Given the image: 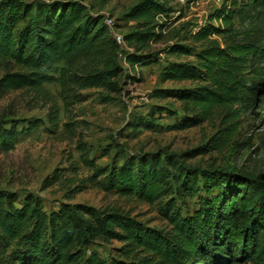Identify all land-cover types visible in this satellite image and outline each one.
Listing matches in <instances>:
<instances>
[{
    "label": "trees",
    "instance_id": "16d2710c",
    "mask_svg": "<svg viewBox=\"0 0 264 264\" xmlns=\"http://www.w3.org/2000/svg\"><path fill=\"white\" fill-rule=\"evenodd\" d=\"M174 1L135 4L126 14L136 23L123 36L124 48L102 18L79 1L0 0V99L18 89L38 90L46 82L59 83L68 104L83 100L82 89L121 92V55L132 67L158 59L152 45L163 37ZM164 52L194 60L169 61L160 73L162 82L198 83L155 90L154 96L182 104L185 116L175 128L220 118L214 143L185 155L221 150L243 120L264 111V0H225L207 22ZM48 115L56 132L59 108ZM146 123L135 120L130 129ZM41 125V118H1L0 153L13 150ZM178 157L146 153L109 169L87 156L93 172L76 188L94 185L157 203L167 229L119 208L83 202H61L47 210L32 193L20 197L0 188V264H264V178L231 167H187ZM59 178L58 173L47 176L44 187ZM189 198L196 199L192 209ZM114 240L121 246L109 259L92 248Z\"/></svg>",
    "mask_w": 264,
    "mask_h": 264
},
{
    "label": "rangeland",
    "instance_id": "374dc122",
    "mask_svg": "<svg viewBox=\"0 0 264 264\" xmlns=\"http://www.w3.org/2000/svg\"><path fill=\"white\" fill-rule=\"evenodd\" d=\"M28 2L53 0H24ZM79 1L87 12L100 16L111 34L124 36L135 25L126 14L141 0H61ZM225 0H186L171 5L172 17L161 40L152 45L158 59L149 65L132 67L121 55L124 68L121 92L110 93L100 88L78 91L82 101L66 103L59 83L46 82L38 89L24 88L11 91L0 99V119L35 117L43 125L24 137L8 153H0V188L14 191L20 197L28 193L39 197L45 209L57 208L61 202H83L96 207H113L129 212L138 220L158 229H167L169 224L159 211V204H149L136 197L121 196L114 191H105L89 185L77 190L78 184L93 172L86 162L88 156L99 166L111 168L121 165L129 158L146 153L174 154L180 163L192 168L231 167L242 174L264 178V111L257 109L243 120L238 130L221 150L189 157L186 152L214 143L218 134L220 118L213 117L201 125L186 129L175 128L185 116L182 104L174 97H156V89L194 87V81L162 82L160 73L169 61L194 60V57H177L164 52L165 48L182 39L189 31L196 30L208 20V16ZM160 21L166 15L159 16ZM190 41H187L189 43ZM127 48L126 43L122 45ZM63 62L55 65L60 67ZM54 67V68H55ZM54 73V69L51 71ZM58 76V73L55 72ZM129 75L126 76V75ZM136 76V79L131 76ZM1 76V73H0ZM52 108H59L58 130L48 121ZM135 120L147 123L137 131L130 129ZM149 121L152 124H149ZM69 123L72 126H66ZM87 152V153H86ZM58 173L59 180L44 187L47 176ZM196 199H187L194 207ZM178 207L186 208L177 201ZM119 241L98 242L96 249L105 259L114 255Z\"/></svg>",
    "mask_w": 264,
    "mask_h": 264
},
{
    "label": "built area",
    "instance_id": "2783aa9c",
    "mask_svg": "<svg viewBox=\"0 0 264 264\" xmlns=\"http://www.w3.org/2000/svg\"><path fill=\"white\" fill-rule=\"evenodd\" d=\"M177 1H179V3H186V0H177ZM113 20L111 19V18H109L108 20H106V23H108L109 25H111L113 22H112ZM115 38H116V40H117V42L122 46L124 43H126L125 42V40H124V37L122 36V35H119V34H115V36H114Z\"/></svg>",
    "mask_w": 264,
    "mask_h": 264
}]
</instances>
